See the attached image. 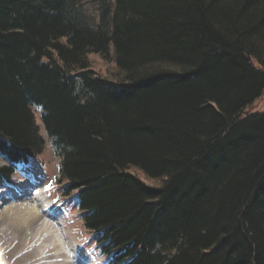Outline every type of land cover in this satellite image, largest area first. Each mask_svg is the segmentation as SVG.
I'll use <instances>...</instances> for the list:
<instances>
[{
    "label": "trees",
    "instance_id": "trees-1",
    "mask_svg": "<svg viewBox=\"0 0 264 264\" xmlns=\"http://www.w3.org/2000/svg\"><path fill=\"white\" fill-rule=\"evenodd\" d=\"M263 89L264 0H0V183L38 106L105 264H264Z\"/></svg>",
    "mask_w": 264,
    "mask_h": 264
},
{
    "label": "bare ground",
    "instance_id": "bare-ground-1",
    "mask_svg": "<svg viewBox=\"0 0 264 264\" xmlns=\"http://www.w3.org/2000/svg\"><path fill=\"white\" fill-rule=\"evenodd\" d=\"M32 181V186H22L0 203V264H77L65 249L73 246L80 257L72 239L62 233L60 212L51 205L42 184ZM5 255L7 259L2 258ZM91 260L84 263L92 264Z\"/></svg>",
    "mask_w": 264,
    "mask_h": 264
},
{
    "label": "rangeland",
    "instance_id": "rangeland-1",
    "mask_svg": "<svg viewBox=\"0 0 264 264\" xmlns=\"http://www.w3.org/2000/svg\"><path fill=\"white\" fill-rule=\"evenodd\" d=\"M89 58L91 67L95 71L102 75L109 76L110 78H118L115 77L119 74L116 73L117 66L112 45L108 57L105 58L98 52H92L89 54ZM33 110L40 126V133L43 136L44 142L42 151L39 152L30 163L25 165V169L32 175L31 177L35 179V181L42 184L45 195L51 199L50 202L52 199L56 202L57 206L55 207H57L60 212L62 222L64 223L62 233H64V235L66 234L65 238L68 236V239H72L75 247H77V250L80 252V256H86L92 259V264H104V257L100 254L98 247L96 248L94 235L84 226L82 212L78 209L77 200L73 197L74 192L71 194L64 193L68 181L62 178L60 173L61 156L57 153L52 138L48 135L42 124L40 117L41 109L38 106H33ZM255 110H264V89L261 95L256 98L245 111L252 112ZM5 164L6 161L0 155V166ZM23 168L22 166V168L15 170L12 176L13 180L15 177L19 176V170ZM137 173H140V176L148 183H157L153 179L145 178L143 173L139 171H137ZM40 246L42 245H39V247ZM69 246H65V249L71 250L70 252L68 251L71 253L73 252L71 249L73 246ZM2 258L7 259L8 255L2 256Z\"/></svg>",
    "mask_w": 264,
    "mask_h": 264
}]
</instances>
